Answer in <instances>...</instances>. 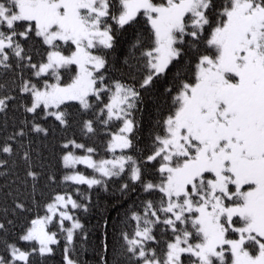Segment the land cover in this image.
<instances>
[{
	"label": "snow or ice",
	"instance_id": "snow-or-ice-1",
	"mask_svg": "<svg viewBox=\"0 0 264 264\" xmlns=\"http://www.w3.org/2000/svg\"><path fill=\"white\" fill-rule=\"evenodd\" d=\"M137 26L130 55L139 52L141 79L109 82L108 55L117 36ZM32 45L43 50L38 62ZM13 61L37 78H22L18 89L29 97L21 104L26 113L42 112L66 126V102L88 111L94 100L102 105L97 118L103 125L120 124L109 133L111 159L95 160V148L74 140L63 145L85 152H65V168L82 164L101 177L73 171L64 181L92 188L127 170L131 184L158 194L126 217L131 230L120 231L113 264H264V0H0V68L12 69ZM172 68L164 88L171 104L155 122L152 151L144 159L158 163L156 179H146L141 163L123 150L133 148L142 91L167 80ZM14 99L0 95V114H7ZM83 128L94 133V121L84 120ZM31 130L47 132L35 121ZM23 135L21 129L7 139ZM117 149L121 155H115ZM0 153L11 155L12 145L0 144ZM23 159L26 175L35 181L27 151ZM7 164L0 159V166ZM129 187L120 185V193ZM69 205L87 210L71 195L57 193L44 206L45 214L17 236L29 247L6 244L0 264H36L34 257L50 256L58 243L57 233L49 230L54 223L66 240L64 264H78L69 246L82 225ZM15 208L25 205L16 202ZM101 264H108L106 257Z\"/></svg>",
	"mask_w": 264,
	"mask_h": 264
},
{
	"label": "trees",
	"instance_id": "trees-1",
	"mask_svg": "<svg viewBox=\"0 0 264 264\" xmlns=\"http://www.w3.org/2000/svg\"><path fill=\"white\" fill-rule=\"evenodd\" d=\"M140 20L142 25L143 18ZM138 31L140 26L126 28L118 34L116 49L108 55L109 65L105 75L110 78L109 82L112 79H121L132 84L141 79L142 69L140 61L136 59L139 52L133 50L135 55H130ZM42 52L37 45H32L34 62L39 61ZM126 56H129L127 65L123 63ZM187 60L188 57L185 56L181 66ZM175 70L172 68L167 80L157 82L153 89L142 91V102L134 112L138 128L132 137L133 148L123 150V154L131 155L141 163L146 179H156L155 168L158 163L145 164L144 159L152 151V138L158 130L155 122L169 110L171 97L164 94V88L169 86ZM22 78L32 79L33 82L37 80L31 69L25 67L21 71L15 67L14 61L12 69L0 68V85H3L0 95L10 94L15 97L10 102L7 114H0V144L7 142L13 147L11 155L0 153V159L8 161L7 166H0V172L4 173L0 175V223L5 224V229L0 231V255L5 254V245L8 243L15 242L21 248L27 249L29 242L17 241V236L31 219L45 212L44 206L54 195L66 193L72 194L78 203L87 206L86 211L83 207L73 209L82 229L75 230L74 243L71 245L72 258L76 259L78 264H101V257H106L108 264H113L114 250L118 249L120 243L118 235L121 230L127 228L126 217L133 211H140L144 201L158 199V194L144 192L139 183L131 184L127 170L121 176L102 178L104 182L92 188L86 184L77 185L64 181L68 171L62 161L65 152H85L84 149H77L72 145L65 149L63 145L74 140L78 144H84L86 148H95L93 156L96 158L111 159L113 153L107 151L109 133L117 131L120 124L112 122L110 126L103 125L97 118L102 105L94 100L93 108L88 111L80 109L78 102H66L62 106L68 113L69 122L66 126H61L54 117H44L42 112L40 115L26 113L21 104L28 103L29 97L18 90ZM68 78V74H65V80ZM106 99L105 96V101ZM88 119L94 121V133H87L83 128V121ZM33 121L41 124L47 132L32 131ZM21 129L24 131L23 136L7 139ZM25 151L30 156L31 170L38 174L35 181L26 175L28 164L23 159ZM119 154L121 150H116L115 155ZM126 182L130 187L127 192L121 194L120 185ZM16 202H22L25 209H16ZM49 229L57 233L58 243L52 246L54 252L50 256L34 257L36 264H64L60 246L66 243L65 236L60 233L56 223L49 225ZM105 243L108 245L107 250L104 249Z\"/></svg>",
	"mask_w": 264,
	"mask_h": 264
},
{
	"label": "rangeland",
	"instance_id": "rangeland-1",
	"mask_svg": "<svg viewBox=\"0 0 264 264\" xmlns=\"http://www.w3.org/2000/svg\"><path fill=\"white\" fill-rule=\"evenodd\" d=\"M109 139H110V138H109ZM117 150H120V149H117ZM73 153L76 154V155H84V154L75 153V152H73ZM119 155H121V154H119ZM117 156H118V155H117ZM93 158H94L95 160L109 159V158H96L95 156H93ZM73 171H80V172H82L83 174H85V175H87V176H95L97 179H101L99 173H94L92 169H89V168H87L85 165H82V164H77V165L75 166V168H68V171H67L66 175L71 174V172H73ZM60 194H66V193H60ZM68 195H71L72 198L75 199V198L73 197L72 194H68ZM76 201H77V200H76ZM68 211L70 212L71 215H73L74 218H76V217L74 216L75 213H74L73 209L71 208V205L68 206ZM44 214H45V213H43L42 215H44ZM42 215H41V216H42ZM66 222H69L70 224H67ZM70 226H71V222H70V221H65V227H70ZM50 231L55 232V230H53V229L50 230Z\"/></svg>",
	"mask_w": 264,
	"mask_h": 264
},
{
	"label": "bare ground",
	"instance_id": "bare-ground-1",
	"mask_svg": "<svg viewBox=\"0 0 264 264\" xmlns=\"http://www.w3.org/2000/svg\"><path fill=\"white\" fill-rule=\"evenodd\" d=\"M65 244H66V243H64V245H63V246H60V248L62 249V252H64V247H65ZM69 247H70V249L72 250V247H71V245H70ZM60 248H59V249H60Z\"/></svg>",
	"mask_w": 264,
	"mask_h": 264
}]
</instances>
